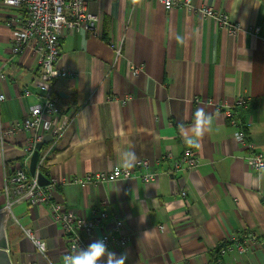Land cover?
I'll return each mask as SVG.
<instances>
[{
  "label": "crops",
  "instance_id": "crops-1",
  "mask_svg": "<svg viewBox=\"0 0 264 264\" xmlns=\"http://www.w3.org/2000/svg\"><path fill=\"white\" fill-rule=\"evenodd\" d=\"M85 1L98 16L95 33L63 29L59 38L58 65L74 74L53 82L61 114L68 116L46 148V177L60 181L53 199L82 217H90L101 203L120 215L128 241L124 247H107L117 255L126 253L125 264H264V241L246 253L227 252L218 259L214 254L224 238L249 232L264 237V169L248 167L243 157L249 149L234 142L233 127L219 108L220 102L248 98L235 110L251 122L249 139L264 156V0H189L229 14L238 24L235 33L198 11L166 10L157 0ZM21 15L0 0L4 126L20 120L37 102L32 85L36 57L10 53L6 21ZM255 25L260 32L252 35L248 27ZM133 65L141 66L136 75ZM23 89L32 94L22 95ZM127 95L124 102L115 99ZM197 108L211 113L212 122L200 146L191 147L183 130L193 123ZM27 138L19 132L0 144V209L5 166L22 158ZM185 147L193 150L197 166L173 169ZM128 150L136 161L145 158L150 165L131 167L130 177L112 182L73 180L123 167ZM145 173H153V179L144 182L140 175ZM11 212L5 231L12 264H62L68 241L52 222L48 205L20 203ZM101 223L110 225L106 219ZM27 230L45 243L44 252Z\"/></svg>",
  "mask_w": 264,
  "mask_h": 264
},
{
  "label": "built area",
  "instance_id": "built-area-1",
  "mask_svg": "<svg viewBox=\"0 0 264 264\" xmlns=\"http://www.w3.org/2000/svg\"><path fill=\"white\" fill-rule=\"evenodd\" d=\"M157 1L166 10L173 7H181L188 11H198L203 16L211 17L217 26L227 31V33H235L238 30V24L230 18L229 14L211 6L196 7L189 0ZM2 2L6 5L17 7L22 12L20 18H9L6 21L11 33V56L14 57L25 52L34 55L38 65V72L32 80V85L37 90L34 93L37 102L29 108L20 120L14 121L7 126L0 123L1 145L19 132L28 134V138L22 144V158L14 160L9 166H5L4 181L1 189V193L5 197V204L1 210H4L6 216L10 217L12 216L11 208L15 204L27 203L29 206L48 205L52 222L59 227L68 241L64 255L71 253L75 248L87 247L93 242L92 238L96 236L97 229H101V232L96 240H104L107 246L124 247L129 235L124 230L122 218L120 215L107 212L104 208L105 203L92 208L90 217H82L53 199L52 192L60 184L59 180L54 177H47L49 180L47 184H39L37 174L39 173V167L46 164L47 147L42 151L40 157L37 158L33 175L29 172L27 162L35 150L36 144L41 141L43 136L45 134L51 135V143L49 144L51 145L68 121V116L61 114L59 98L53 91L54 81L59 78L71 77L74 74L72 71L58 65L61 32L63 29L69 31L84 30L94 34L98 16L88 10L85 0H2ZM248 32L252 35H257L260 32V27L257 25L249 26ZM262 38L264 40V35ZM114 52L115 57H118L120 47H115ZM140 70V65L131 67V72L134 75ZM4 77L5 75L0 72V78L3 79ZM30 94L32 92L29 89H23L22 95ZM128 98L127 95L122 99H115L124 102ZM2 99H4V95L0 94V100ZM247 100V97L240 96L230 104L220 102L219 108H222L227 123L233 127L231 136L234 142L249 149L248 154L243 157L246 164L250 169L259 171L264 169V156L261 151L255 150L253 142L249 139L248 129L251 126V122L239 117L235 110L236 107L245 105ZM149 165L150 161L145 158L135 162V167ZM196 166L197 157L189 147H185L173 163V169L186 168L192 170ZM132 173L131 168L115 167L107 171L90 172L82 179L75 178L73 180L78 183L99 184L112 182L119 178H127ZM140 178L144 182L151 181L153 173L141 174ZM185 194L184 190L180 192L182 197ZM105 219L109 221L110 225L105 226L101 223ZM162 227L159 226V228ZM25 232L36 248L44 252L45 243L35 239L30 231L27 230ZM263 241L264 237L257 236L252 232L235 238H224L217 245L218 255L233 251L246 253L255 244H260Z\"/></svg>",
  "mask_w": 264,
  "mask_h": 264
},
{
  "label": "clouds",
  "instance_id": "clouds-1",
  "mask_svg": "<svg viewBox=\"0 0 264 264\" xmlns=\"http://www.w3.org/2000/svg\"><path fill=\"white\" fill-rule=\"evenodd\" d=\"M212 122V114L197 108L193 114V123L189 128L183 130V139L191 147H199L200 139L206 134L208 126ZM183 128V125H180ZM136 155L134 151H125L122 155L121 163L125 168L135 166ZM127 254L117 255L108 249L104 240L91 242L87 247H78L71 253H66L62 257V264H125Z\"/></svg>",
  "mask_w": 264,
  "mask_h": 264
},
{
  "label": "water",
  "instance_id": "water-1",
  "mask_svg": "<svg viewBox=\"0 0 264 264\" xmlns=\"http://www.w3.org/2000/svg\"><path fill=\"white\" fill-rule=\"evenodd\" d=\"M50 139H51V135L45 134L41 139V141H39L36 144L35 150L30 155L28 160V169L30 174L33 175L35 173V167H36L39 150L44 144L48 143ZM37 179L39 184L41 185H45L49 182L47 177L40 172L37 174ZM8 220H10V218L8 217L6 218V212L0 209V264H12L8 252V243H7L6 231H5V224H6L5 222Z\"/></svg>",
  "mask_w": 264,
  "mask_h": 264
},
{
  "label": "trees",
  "instance_id": "trees-1",
  "mask_svg": "<svg viewBox=\"0 0 264 264\" xmlns=\"http://www.w3.org/2000/svg\"><path fill=\"white\" fill-rule=\"evenodd\" d=\"M51 143V141H49L48 143H46V144H44L42 147H41V149H40V151H39V155H38V158L40 157V155L42 154V151L46 148V147H48V145ZM45 160H47V157H45ZM39 172L40 173H42L43 175H45L46 176V172H45V166L44 165H41L40 167H39ZM215 257H216V259H218V248L216 247V250H215Z\"/></svg>",
  "mask_w": 264,
  "mask_h": 264
}]
</instances>
